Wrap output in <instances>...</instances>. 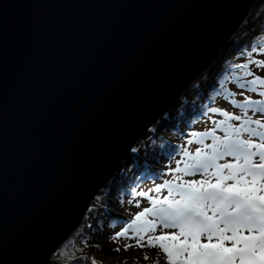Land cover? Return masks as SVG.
<instances>
[{
    "label": "water",
    "instance_id": "obj_1",
    "mask_svg": "<svg viewBox=\"0 0 264 264\" xmlns=\"http://www.w3.org/2000/svg\"><path fill=\"white\" fill-rule=\"evenodd\" d=\"M258 2L0 0V264H54Z\"/></svg>",
    "mask_w": 264,
    "mask_h": 264
},
{
    "label": "snow or ice",
    "instance_id": "obj_2",
    "mask_svg": "<svg viewBox=\"0 0 264 264\" xmlns=\"http://www.w3.org/2000/svg\"><path fill=\"white\" fill-rule=\"evenodd\" d=\"M249 63L264 67V61ZM251 85L264 86V78L255 76L238 82L241 91L233 95L243 97ZM251 91L255 93L256 89ZM235 104L245 110L243 116L229 115L225 110V119L211 129L190 133L192 140L188 143L196 142L201 147L194 154L185 151L190 162L183 168L170 169L181 175L155 186V193L166 188L167 195L153 197L140 191L138 195L147 196L152 206L136 213L135 219L125 220L127 226L115 232L112 241L128 236L132 230L139 237L136 246L144 247V234L159 229V235L147 237V246L161 249L167 264H264V99H240ZM249 110L255 115L249 116ZM229 120L243 122L237 126ZM216 129L223 134L217 135ZM206 139L211 143L206 144ZM198 174L200 179H182ZM132 246L124 247L127 250Z\"/></svg>",
    "mask_w": 264,
    "mask_h": 264
},
{
    "label": "rangeland",
    "instance_id": "obj_3",
    "mask_svg": "<svg viewBox=\"0 0 264 264\" xmlns=\"http://www.w3.org/2000/svg\"><path fill=\"white\" fill-rule=\"evenodd\" d=\"M256 57L259 61H264V51H258ZM252 69L257 76L264 78V67L255 65ZM258 88L260 91L252 93L251 90H248L243 97L233 95V93H239L241 89L237 87V83H235L234 80H230L227 86L222 87L210 101V108L218 109V111L208 112L207 109L203 114H200L199 119L191 125L184 123L183 126L179 128L180 134L178 137L171 141L173 148L155 154L154 158L148 161L150 167L149 173L137 174L135 177L128 179L127 187L118 185L113 191H109L108 189L105 190L104 188V190L97 194L94 201L99 200L102 210L91 207L87 214L88 218L86 219V221L91 219L95 224L94 230L88 235L89 248L87 250L88 254L91 256L90 258H92L95 264H126V262L127 264H133V262H137V264H157L158 261L159 264H167L165 260L166 254L163 253L161 249L147 246V237L149 235H159V229H157L155 233L144 234L145 239L141 241V244L145 245L144 247L136 246V241L139 237L134 236L132 230H129L128 236L126 237H120L116 241H108V245L99 247L97 244H99L104 234L113 236L115 232H119L122 228L127 226L124 222L125 220L129 218L135 219L136 213L143 211L145 207L152 206L147 196L138 195L140 191L148 192V195H154L153 197L158 195L163 198V196L167 195L166 188L162 189L160 193H155V186L166 180H172L175 176L181 175L178 172L170 171V169H175L177 166L183 168L186 162H190V157L184 154L185 151L194 154L195 149L201 147V145L196 142L188 143L189 140H192L190 133H201L211 129L214 127L215 123L225 119V110H227L229 115L240 114L243 116L245 110L238 107L235 101L248 98L264 99V96L261 95L264 86L260 85ZM254 115L255 114L249 110V116ZM228 122L238 126L243 121L229 120ZM165 133L170 134L169 132ZM216 134L222 135L223 133L221 129H216ZM205 143H211V140L206 139ZM227 159L229 161L232 160V158ZM199 176V174L194 177L184 176L182 179H200L201 177ZM115 178L116 176L113 180ZM134 189L135 192H133ZM149 189L153 191H149ZM121 201H123V203H121ZM113 204L116 205L115 207L127 209L130 217L123 218V216L115 210ZM142 204L146 205L141 207ZM113 221L117 222L114 228L111 226ZM126 244L133 246L125 250L124 246ZM117 248L120 250L116 251L115 249ZM57 253L53 256L54 264H57ZM145 255H147V259L144 258Z\"/></svg>",
    "mask_w": 264,
    "mask_h": 264
},
{
    "label": "trees",
    "instance_id": "obj_4",
    "mask_svg": "<svg viewBox=\"0 0 264 264\" xmlns=\"http://www.w3.org/2000/svg\"><path fill=\"white\" fill-rule=\"evenodd\" d=\"M253 47L256 48L255 52H252ZM262 49H264V0H259L247 22L219 56L214 67L191 85L177 104L152 126L134 147L136 151H131L117 172L116 178L105 187V190L113 191L118 185L127 187L128 179L137 174H147L150 170L148 161L153 159L155 154L173 148L171 141L180 134L179 128L184 123L191 125L199 119L200 114L209 108L211 99L222 87L227 86L230 80L243 83L254 79L257 75L252 71V67L256 64L249 61H259L256 53ZM245 64L247 68L243 67ZM237 65L241 67L237 68ZM259 86L251 85L248 90L255 88L256 91H260ZM92 207L102 210L99 200L94 201ZM86 219L80 229L58 251L57 264H93L87 250L88 235L94 230L95 224L91 219L87 221Z\"/></svg>",
    "mask_w": 264,
    "mask_h": 264
},
{
    "label": "bare ground",
    "instance_id": "obj_5",
    "mask_svg": "<svg viewBox=\"0 0 264 264\" xmlns=\"http://www.w3.org/2000/svg\"><path fill=\"white\" fill-rule=\"evenodd\" d=\"M233 39V38H232ZM231 39V40H232ZM161 174V173H160ZM199 177H201V176H199ZM154 196V195H153ZM114 205V208H115V210L116 211H118L122 216H123V218L124 217H127V218H129L130 217V214H129V212H128V210L127 209H125V208H119V207H115L116 205L115 204H113ZM146 204H142L141 205V207H144ZM110 236L111 235H109V234H104L101 238V240L99 241V244H97V246H102V245H108V241H110L111 239H110ZM129 256V255H128Z\"/></svg>",
    "mask_w": 264,
    "mask_h": 264
}]
</instances>
